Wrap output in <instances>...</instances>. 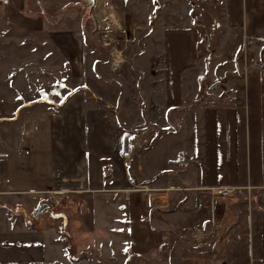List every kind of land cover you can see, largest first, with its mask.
I'll return each mask as SVG.
<instances>
[{"label":"crops","instance_id":"0c3cea01","mask_svg":"<svg viewBox=\"0 0 264 264\" xmlns=\"http://www.w3.org/2000/svg\"><path fill=\"white\" fill-rule=\"evenodd\" d=\"M223 5L214 36L193 19L131 53L95 57L86 14L81 30L56 35L79 92L57 108L15 107L11 128L0 125V214L15 217L0 220V264H264V0ZM52 193L64 201L33 219ZM23 213L32 222L17 224Z\"/></svg>","mask_w":264,"mask_h":264},{"label":"rangeland","instance_id":"374dc122","mask_svg":"<svg viewBox=\"0 0 264 264\" xmlns=\"http://www.w3.org/2000/svg\"><path fill=\"white\" fill-rule=\"evenodd\" d=\"M23 2H27L25 10ZM67 2L74 5L71 13L70 4L63 7ZM223 3L224 0H0V99L4 100L0 102V125L11 128V120H15L11 116L18 114L15 107L22 105L27 112L31 110L28 106L41 102L40 108H45L47 103L57 108L63 103L58 100L79 92L75 73L60 52V39L56 35L81 30L85 14L86 49H93L94 56L100 57L97 48L117 52L121 45L126 53L135 52L161 26L190 25L193 19L214 36L216 31L225 29ZM104 22L111 28L103 29ZM153 41L160 44L159 38ZM233 53H236L234 49L228 55L232 57ZM236 55L242 60L247 56L246 49ZM29 112L26 116H31ZM48 212L51 210L41 215L40 221ZM21 215H16L17 224L32 222L27 221L24 213ZM12 218L15 217L0 214L3 223ZM51 220L56 230L55 254L60 257L66 253L58 236L60 222L54 217ZM39 248L41 254L46 250L43 245Z\"/></svg>","mask_w":264,"mask_h":264},{"label":"built area","instance_id":"2783aa9c","mask_svg":"<svg viewBox=\"0 0 264 264\" xmlns=\"http://www.w3.org/2000/svg\"><path fill=\"white\" fill-rule=\"evenodd\" d=\"M143 138H144V131L142 130H137L129 136L127 140V147L122 154L126 165H129L131 163L134 155L142 147ZM178 163L182 169H187L190 166L189 157L186 151H182L179 154ZM234 192H235L234 189L218 188L212 191V194L217 197H230L231 195L234 194ZM64 199H65V195L62 194L53 195L52 193L50 197L47 199V202L51 205V209L57 210L60 203L63 202Z\"/></svg>","mask_w":264,"mask_h":264},{"label":"water","instance_id":"95a60500","mask_svg":"<svg viewBox=\"0 0 264 264\" xmlns=\"http://www.w3.org/2000/svg\"><path fill=\"white\" fill-rule=\"evenodd\" d=\"M103 29H109L111 26L107 23L104 22L103 25L101 26ZM118 49H123L121 45H118ZM216 84V82L212 83L209 86V89H212L213 86ZM51 209V206L49 203L44 202L42 203L32 214L33 219L37 220L41 215H43L45 212L49 211Z\"/></svg>","mask_w":264,"mask_h":264},{"label":"trees","instance_id":"16d2710c","mask_svg":"<svg viewBox=\"0 0 264 264\" xmlns=\"http://www.w3.org/2000/svg\"><path fill=\"white\" fill-rule=\"evenodd\" d=\"M74 252H75V251H74V247H73V246H71V247H70V249H69V254H72V255H74Z\"/></svg>","mask_w":264,"mask_h":264},{"label":"bare ground","instance_id":"6f19581e","mask_svg":"<svg viewBox=\"0 0 264 264\" xmlns=\"http://www.w3.org/2000/svg\"><path fill=\"white\" fill-rule=\"evenodd\" d=\"M119 57H120V56H119ZM119 57H118V58H119ZM117 61H119V60H117ZM50 206H51V205H50Z\"/></svg>","mask_w":264,"mask_h":264},{"label":"snow or ice","instance_id":"6c2138e0","mask_svg":"<svg viewBox=\"0 0 264 264\" xmlns=\"http://www.w3.org/2000/svg\"><path fill=\"white\" fill-rule=\"evenodd\" d=\"M65 99H67V97H65Z\"/></svg>","mask_w":264,"mask_h":264}]
</instances>
